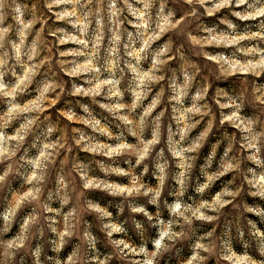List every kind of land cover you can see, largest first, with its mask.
I'll list each match as a JSON object with an SVG mask.
<instances>
[{
  "label": "clouds",
  "instance_id": "obj_1",
  "mask_svg": "<svg viewBox=\"0 0 264 264\" xmlns=\"http://www.w3.org/2000/svg\"><path fill=\"white\" fill-rule=\"evenodd\" d=\"M0 264H264V0H0Z\"/></svg>",
  "mask_w": 264,
  "mask_h": 264
}]
</instances>
